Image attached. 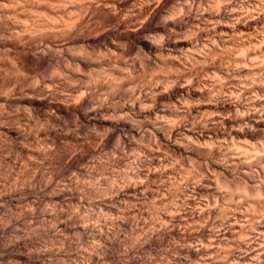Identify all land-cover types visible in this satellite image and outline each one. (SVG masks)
<instances>
[{"label":"clouds","instance_id":"1","mask_svg":"<svg viewBox=\"0 0 264 264\" xmlns=\"http://www.w3.org/2000/svg\"><path fill=\"white\" fill-rule=\"evenodd\" d=\"M0 264H264V0H0Z\"/></svg>","mask_w":264,"mask_h":264}]
</instances>
